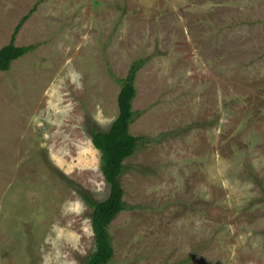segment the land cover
Masks as SVG:
<instances>
[{
	"label": "rangeland",
	"instance_id": "rangeland-1",
	"mask_svg": "<svg viewBox=\"0 0 264 264\" xmlns=\"http://www.w3.org/2000/svg\"><path fill=\"white\" fill-rule=\"evenodd\" d=\"M38 0H0V48ZM0 71V264H84L108 184L91 130L133 61L107 264H264V0H42Z\"/></svg>",
	"mask_w": 264,
	"mask_h": 264
},
{
	"label": "trees",
	"instance_id": "trees-1",
	"mask_svg": "<svg viewBox=\"0 0 264 264\" xmlns=\"http://www.w3.org/2000/svg\"><path fill=\"white\" fill-rule=\"evenodd\" d=\"M41 1L35 2L18 20L8 42L0 48V71L9 70L14 60L35 49V44L16 45L15 38ZM139 66V61H133L121 80L117 94V116L108 130L90 132L91 144L99 152L103 179L109 187L107 196L101 201L91 200L85 191L80 190L83 199L92 210L90 225L94 240V250L86 257L84 264H107L113 256L108 226L125 209L119 177L124 169L123 161L133 155L139 140V137L129 131L134 120L132 101L136 95L135 75Z\"/></svg>",
	"mask_w": 264,
	"mask_h": 264
}]
</instances>
